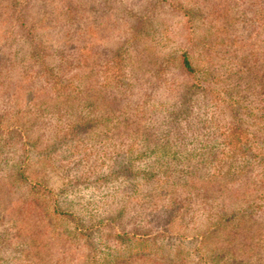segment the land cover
Segmentation results:
<instances>
[{"label":"trees","instance_id":"1","mask_svg":"<svg viewBox=\"0 0 264 264\" xmlns=\"http://www.w3.org/2000/svg\"><path fill=\"white\" fill-rule=\"evenodd\" d=\"M5 1L10 2L12 12L2 9L7 6ZM39 1L0 0L4 13L3 17L0 13V89L8 96L19 90L21 99H26L24 107L36 108L35 118L45 119L42 123L48 129L44 128L48 133L44 148L37 150L30 148L35 142L25 137L19 122L12 123L10 130L0 123V173L9 178L6 185L40 199L56 194L49 207L70 228L58 237H65L70 247L77 246L82 217L70 208L63 209L73 180L64 175L69 172L62 159L76 153L78 140H103L102 153L110 157L108 150L116 151L119 162L112 160L104 166V173L94 177L108 180L116 174L121 178L125 195L118 219L123 218L124 225L119 224L117 229L100 226L99 244H104L105 256L96 262L87 259L88 263L212 264L217 255L211 261L202 256L197 260L194 251L186 255L178 243L171 244L168 227L175 219L193 213V199L199 200V213L210 223L216 219L220 224L251 212L264 218V146H260L264 122L253 121L257 116L264 117V93L260 95L255 89L234 92L229 84L218 85L225 80L218 77L214 82L212 64H196L192 48H172L162 35L153 34L143 42L150 9L143 14L138 9L144 3L150 6L149 0H58L59 8L49 15L52 22H47V17L41 18V23L28 21V3ZM17 4L22 6L19 12H15ZM219 33L215 32L220 39L217 44L204 40L206 52L211 48L220 51L231 44ZM107 38H111L110 43ZM248 54L235 59L244 72L252 68ZM151 67H157V72L148 75L149 81L155 80L158 85L172 70L195 79L179 83L185 88L183 102L174 96L157 112L155 106L135 101L142 79L136 71ZM261 78L264 80V74ZM202 103L207 104L206 109L202 107L204 117L210 107L211 118L201 120L197 129L177 127L182 119L186 122L191 118L193 109L200 110ZM153 111L159 119L155 123L153 114L149 116ZM206 121L214 123L212 129ZM259 123L260 134L255 132L256 127L250 131ZM192 133H200V141L205 138L200 146L184 142ZM169 137L177 139L178 150H169ZM37 156L41 162L35 167L32 160ZM47 171L59 176L56 191L48 185L44 188L40 175ZM255 205L258 211H254ZM93 210L99 211L91 209L89 215ZM155 226L161 230H154Z\"/></svg>","mask_w":264,"mask_h":264},{"label":"rangeland","instance_id":"2","mask_svg":"<svg viewBox=\"0 0 264 264\" xmlns=\"http://www.w3.org/2000/svg\"><path fill=\"white\" fill-rule=\"evenodd\" d=\"M7 2H4L7 6H3L2 9L5 8L12 12L13 7L11 11L10 2L8 4ZM57 2L58 0H40L32 5L28 3L27 20H37L41 23L40 19L47 17V22H52L49 15L59 8ZM149 2H151L150 6L144 3L138 9L140 14H143L146 8L150 9L151 17L146 22L143 42H146L153 34L157 37L162 35L165 43L172 48L178 46L192 48V56L196 64L202 66L212 64L214 82L218 77L225 80L221 84L218 82V85L223 86L226 83L227 86L229 84L234 92L242 89L243 91L244 89H251V91L255 89L254 92H259L260 95L264 93V80L261 78L264 74L262 72L264 70V0H149ZM20 8H22L21 4H17L15 12H19ZM185 10H189V14H186ZM255 12L258 15L254 14ZM0 13L3 17L2 10ZM2 20L3 18L0 17V24ZM223 27L226 28H224L225 31ZM215 32H221L218 35H225L227 38L224 41L231 42V44L225 45L220 51L211 48L206 52L203 47L204 40L211 41L213 44H217L215 41L220 40ZM110 39L107 38V42L110 43ZM246 53H249L248 56L252 58L248 60L252 66L251 72L241 71L236 61ZM152 67L136 71L142 79L136 88L135 101L138 104L145 102L147 107L155 106L154 111L157 112L162 109V105L170 104L174 96H176V101L183 102L185 88H180L179 83L195 79L192 77L186 79L178 75V70H172L164 79V83L159 82L158 85L155 80L154 82L149 81V76L157 72V67H155L156 70H152ZM106 72L105 69L104 73L107 75ZM259 79L262 81L261 85L260 81L257 83ZM19 92V90L13 91L12 95L9 93L8 96L0 89V123L3 128L10 130L12 123L19 122L25 131V137L35 142L30 148L40 150L44 148L46 137H48V133L44 132L47 126H43L42 123L45 119L35 118L38 114L36 108L26 109L24 107L26 99H21L22 95ZM229 94L232 95L231 92ZM247 96L252 98L249 94ZM202 107L206 109L207 104L202 103L200 110L193 109L192 115L189 114L191 118L186 122L182 119L177 127L182 130L183 126L191 129L199 128V126L195 127L201 120L211 118L213 115L209 107L204 117L205 111ZM154 111L149 115L153 114V123L159 121ZM257 118L253 121L264 122V117L257 116ZM206 122H208L209 129H212L211 124L214 123ZM260 126V123L255 124L250 131L256 127L255 132L260 134L257 129ZM199 134H188L184 142L191 147L200 146L205 138L200 141ZM196 136L198 138L194 139ZM13 137L17 136L13 135ZM93 139L87 138L80 141L77 139L79 149L76 153L70 154L68 158L62 159L63 164H67L69 172H64V175L73 180L74 185V188L72 185L69 193L65 194L63 209L70 208L82 217V229H79L81 234H79L77 246L71 245L70 247L65 237L62 235L58 237V233L61 234L63 230L67 232L70 228L68 229L67 221L58 220L49 207L51 201L56 200V194L52 196V193H49L48 196L40 199L38 195L10 189V186L6 185L9 178L0 173V239L1 241L3 239L0 244V264H89L87 259L90 262L92 260L96 262L105 256L104 244H99L100 231L103 229L100 226L105 225L108 228L117 229L120 227L119 224L124 225L123 218L118 219V210L125 194L122 191L121 178L116 177V174L110 176L108 180H99L94 177L98 173H104V166L112 163V160L119 162V157L115 156L117 152L111 149L108 150L111 158L105 157L102 153L105 152L103 148L105 142ZM169 139L171 143L169 150H178L177 139L171 137ZM88 140H93V142H87ZM263 141L264 137H261L260 146H264ZM93 143H95L94 148L91 147ZM214 150L218 149L215 147ZM95 151H97L96 154H94ZM62 155L63 153L59 156L62 158ZM35 158L37 160H32V164L38 167L41 162H39L40 157ZM48 172L51 171L40 175L44 177L42 178L44 188L48 185L56 191L55 188H59L60 184L59 176ZM240 190L243 191L244 188ZM225 191L233 190L226 188ZM193 200V209L190 210L193 213H187L183 218H177L169 225L171 238L168 239L171 244L178 243L181 249L187 252L186 255L194 251L193 256L197 260L199 256H202L211 261V257L217 255L212 264H264V218L258 213L251 212L239 218L234 216L220 224L216 219L210 223L199 213V200ZM257 206L255 205L254 211H258ZM91 209L99 211L94 213L93 210V214L89 215L88 212ZM87 225L94 226L84 227ZM130 226L128 224V227L132 228ZM154 230H161V227L155 226Z\"/></svg>","mask_w":264,"mask_h":264}]
</instances>
